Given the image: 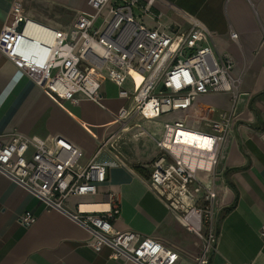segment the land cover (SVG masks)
<instances>
[{
	"label": "built area",
	"instance_id": "obj_1",
	"mask_svg": "<svg viewBox=\"0 0 264 264\" xmlns=\"http://www.w3.org/2000/svg\"><path fill=\"white\" fill-rule=\"evenodd\" d=\"M154 1L88 0L91 11L78 13L64 29L31 19L23 0H12L0 51L35 85L73 103L81 95L106 108L101 87L106 80L113 82L127 101L110 112L121 131L130 130L136 117L185 114L164 122L163 134L155 140L161 152L149 165L146 183L176 220L202 240L192 264H209L217 241L216 167L233 117L221 111L214 118L210 106L195 116L189 112L201 96L236 97L233 61L218 52L214 34L197 19L187 17V30L148 25L146 16L153 21L160 16L153 11ZM0 174L37 197L46 211H58L83 227L96 252L109 247L111 258L132 264H186L176 248L114 228L120 215L115 194L97 198L99 185L108 179L106 165L95 159L84 162L82 149L66 137L0 134ZM37 219L27 211L18 222L31 226Z\"/></svg>",
	"mask_w": 264,
	"mask_h": 264
},
{
	"label": "crops",
	"instance_id": "obj_2",
	"mask_svg": "<svg viewBox=\"0 0 264 264\" xmlns=\"http://www.w3.org/2000/svg\"><path fill=\"white\" fill-rule=\"evenodd\" d=\"M11 1L0 0V32L10 20ZM23 6L31 19L64 29L78 13L91 11L88 0H23ZM153 11L160 16L157 21L146 16L151 26L187 30V17L201 21L214 34L218 52L233 61L236 97L201 96L189 112L195 116L210 106L214 118L221 111L233 117L216 167L217 241L209 264H264V0H155ZM101 90L106 108L81 95L79 103L60 99L35 85L0 51V134L60 135L78 145L84 162L95 159L107 167L108 179L99 185L97 198L115 194L120 215L114 228L174 247L183 263L192 264L202 240L182 225L176 228L174 214L146 183L149 165L161 152L155 140L161 138L164 122L185 114L136 117L130 130L121 131L110 112L127 101L111 81H104ZM27 211L38 217L31 226L18 222ZM89 238L79 224L58 211H46L37 197L0 174V264H132L111 258L109 247L96 252Z\"/></svg>",
	"mask_w": 264,
	"mask_h": 264
},
{
	"label": "rangeland",
	"instance_id": "obj_3",
	"mask_svg": "<svg viewBox=\"0 0 264 264\" xmlns=\"http://www.w3.org/2000/svg\"><path fill=\"white\" fill-rule=\"evenodd\" d=\"M145 21H146V23H147L148 25H150L148 19H145ZM137 79L139 80V76H137ZM175 219H176V218H175ZM175 226H176L177 229H178V228H181V229H182L181 224H180L177 220L175 221ZM188 256H189V258H190V257L193 256V254H187V257H188Z\"/></svg>",
	"mask_w": 264,
	"mask_h": 264
},
{
	"label": "trees",
	"instance_id": "obj_4",
	"mask_svg": "<svg viewBox=\"0 0 264 264\" xmlns=\"http://www.w3.org/2000/svg\"><path fill=\"white\" fill-rule=\"evenodd\" d=\"M137 170H138L139 172H142V173L144 172V169L141 168V167H138Z\"/></svg>",
	"mask_w": 264,
	"mask_h": 264
},
{
	"label": "water",
	"instance_id": "obj_5",
	"mask_svg": "<svg viewBox=\"0 0 264 264\" xmlns=\"http://www.w3.org/2000/svg\"><path fill=\"white\" fill-rule=\"evenodd\" d=\"M9 22V21H8Z\"/></svg>",
	"mask_w": 264,
	"mask_h": 264
}]
</instances>
